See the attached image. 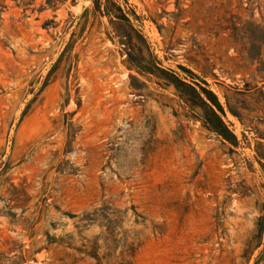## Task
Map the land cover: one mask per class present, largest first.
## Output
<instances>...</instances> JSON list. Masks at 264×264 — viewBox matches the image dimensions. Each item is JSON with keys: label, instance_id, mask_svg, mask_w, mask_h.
<instances>
[{"label": "rangeland", "instance_id": "374dc122", "mask_svg": "<svg viewBox=\"0 0 264 264\" xmlns=\"http://www.w3.org/2000/svg\"><path fill=\"white\" fill-rule=\"evenodd\" d=\"M45 1L0 0V252L264 264V0H120L129 22ZM171 73L217 96L236 146Z\"/></svg>", "mask_w": 264, "mask_h": 264}, {"label": "trees", "instance_id": "16d2710c", "mask_svg": "<svg viewBox=\"0 0 264 264\" xmlns=\"http://www.w3.org/2000/svg\"><path fill=\"white\" fill-rule=\"evenodd\" d=\"M46 7H52L53 1L46 0ZM93 11L97 12L101 16H106L110 19H116L119 21L129 22L126 13L123 11L120 0H93ZM258 60L262 66V69L259 72L264 73V51H260L258 54ZM248 58L252 59L249 54ZM169 79L167 83L172 85L176 92L179 94L180 98L183 99L186 103H189L191 107H199L202 110V114L199 115V118L202 120L205 128L227 143L236 146L237 139L235 135L228 129L226 124L223 122L220 114H224V108L217 96L208 88L202 87L201 85L194 83V81L186 82L174 74H168ZM204 85H206L204 83ZM227 110L235 117L240 118L239 113L232 109L227 102H225ZM264 161V157H261ZM262 168L264 169V164L261 163ZM12 190V195H15V200H19L20 197L25 196L22 190H17L14 186H10ZM27 200H23V206ZM136 214V213H135ZM264 228V217L260 218V227L258 229L259 237L257 239L256 245L252 249H256L260 246V236ZM252 246V245H251ZM251 246L245 250L246 252L251 249ZM132 248V247H130ZM23 246H20L19 254L7 256L5 253L0 252V264H24L26 262V256L24 254ZM89 256L96 260L97 264H101L100 258L95 254V252L89 253ZM116 264H132L130 261L121 259Z\"/></svg>", "mask_w": 264, "mask_h": 264}]
</instances>
